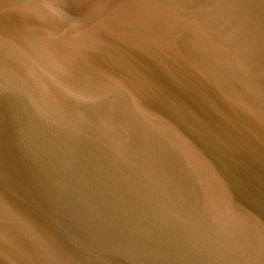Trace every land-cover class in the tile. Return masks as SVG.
<instances>
[{
	"label": "water",
	"instance_id": "1",
	"mask_svg": "<svg viewBox=\"0 0 264 264\" xmlns=\"http://www.w3.org/2000/svg\"><path fill=\"white\" fill-rule=\"evenodd\" d=\"M0 264H264V0H0Z\"/></svg>",
	"mask_w": 264,
	"mask_h": 264
}]
</instances>
